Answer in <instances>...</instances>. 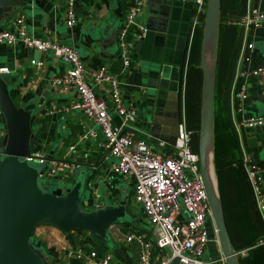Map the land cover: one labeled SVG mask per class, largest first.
Listing matches in <instances>:
<instances>
[{
    "label": "crops",
    "instance_id": "crops-1",
    "mask_svg": "<svg viewBox=\"0 0 264 264\" xmlns=\"http://www.w3.org/2000/svg\"><path fill=\"white\" fill-rule=\"evenodd\" d=\"M133 1L76 0V24L67 28L63 22L64 0H0V29L8 28L12 20L22 15L28 34L73 46L83 62L91 91L107 104L108 85L104 82L93 84L90 73L103 68L115 76L122 104L133 108L136 114L132 140L137 146L143 147L151 140L168 146L175 137L176 124L183 121L191 132V148L198 152L193 143V131L199 127L200 111L192 98L197 92L192 84L198 81L199 75L202 78L200 48L203 34L198 54L200 74L199 69L193 67L192 49L200 14L193 25L194 6L190 3L139 0L141 7L135 25L143 27L144 32L137 38L134 28L124 36L128 51V64L124 66L117 34ZM250 10L264 11V0H217L212 71L214 105L218 114L214 116L215 146L209 181L220 204L233 258L237 264H264V245H255L264 234V224L242 163L246 157L253 161L261 170L264 184V124L250 128L242 124L249 118L264 117V73L248 74L256 67L264 66V28L248 29L237 23ZM30 60L37 64H30ZM0 68L6 70L0 73L8 75V92L16 108L42 99L41 112L35 119L41 124L33 139H39V151L36 152L43 154L48 150L52 157L76 160V163L88 155L93 162L100 161L97 172L93 171L84 183L88 195L82 198L80 205L92 209L104 199L126 196V220L109 225L105 243L86 231L61 233L52 226H37L34 237L41 240L51 263L78 264L74 259L64 257L60 248L89 247L97 253L110 254L109 264H139L137 245L124 240L128 233L142 236L154 254L156 249L151 242L150 225L132 198V177L117 176L110 171L112 160L98 146V140L80 139L86 126L93 128L91 121L77 111L44 112L67 106L76 99L74 92L50 84L51 77L64 72L63 64L48 53L37 55L35 50L15 43L0 44ZM242 85L246 95L239 99L237 94ZM109 119L115 124L119 122L111 112ZM203 161L208 176L204 155ZM65 170L62 178L69 184L74 167ZM206 227L208 240L201 259L224 255L220 242L214 243Z\"/></svg>",
    "mask_w": 264,
    "mask_h": 264
},
{
    "label": "built area",
    "instance_id": "built-area-1",
    "mask_svg": "<svg viewBox=\"0 0 264 264\" xmlns=\"http://www.w3.org/2000/svg\"><path fill=\"white\" fill-rule=\"evenodd\" d=\"M190 3L194 6V20L204 10L206 0H175ZM76 0H64L63 22L71 28L76 24L74 5ZM141 2L134 0L124 14L122 24L117 34V42L122 51L124 66L128 64L124 36L130 30L136 32V37L143 35L144 28L135 25V17L140 11ZM245 28H264V11L250 10L237 21ZM20 43L38 53H48L57 58L64 66L61 75L49 79L54 87L74 92L76 99L67 106H57L45 110L47 114H60L66 111H77L92 127H87L80 134V139H96L98 146L105 150L111 158L110 171L117 176H131L133 179L132 198L139 206L148 221L152 243L156 252L152 254L150 245L142 236L128 233L124 236L126 242H133L138 247L137 260L139 264H169L177 258L176 264H228L226 257L219 254L214 259H201L202 252L208 240V230L215 244H219L218 227L213 210L206 194L205 186L199 173L198 155L191 148L190 135L183 121L176 124V133L171 144L153 140L144 143L143 147L133 142L135 128L133 123L136 114L131 107L122 104L120 87L115 76L100 68L90 73L93 84L102 82L108 85L109 104L96 97L86 81L87 75L83 62L77 50L59 40L35 37L27 33V26L22 15L12 20L6 29H0V44L13 45ZM251 47L250 44L247 45ZM30 64L36 65L34 60ZM0 71H6L0 68ZM263 67H256L249 76L263 74ZM244 85L237 97H245ZM109 112L118 118V123H112ZM246 127L264 124V117L249 118L242 121ZM3 130L0 127V139ZM153 143V144H152ZM153 145V146H151ZM70 149L72 146L69 147ZM35 159L26 158L41 163V154L34 152ZM245 177L255 200L256 208L264 224V184L260 168L249 158L243 159ZM53 166H55L53 164ZM61 164L57 168H68ZM54 168H51L53 172ZM49 176V175H48ZM255 245H264V234ZM63 256L72 258L78 264H109L111 255L97 253L89 247L60 248Z\"/></svg>",
    "mask_w": 264,
    "mask_h": 264
},
{
    "label": "water",
    "instance_id": "water-1",
    "mask_svg": "<svg viewBox=\"0 0 264 264\" xmlns=\"http://www.w3.org/2000/svg\"><path fill=\"white\" fill-rule=\"evenodd\" d=\"M210 12L211 20L216 21L217 0H214ZM204 41L205 29L200 48V68L203 86L206 88V124L202 107L197 152L199 173L213 210L224 256L228 264H237L224 230L220 204L204 168L203 139L207 135L210 141L213 104L212 80L210 82L204 64ZM38 54L41 53L37 52ZM8 88V75L0 73V125L3 129L0 139V264L51 263V258L42 248L41 240L34 237L35 229L39 225L52 226L61 233L86 231L97 241L107 242L109 225L126 220V196L122 194L111 200L104 199L102 204L92 209L80 205L85 197V194H82V191H85L84 183L91 178L93 171L97 172L100 163L93 162L90 155L84 156L76 163V160L73 162L64 160L63 157H52L48 150H45L43 154L39 152L41 163L26 160L35 159L32 153L39 151V139H33L41 128L40 121L35 119L41 112L42 99L16 108ZM204 125H208L207 132ZM61 164L74 167L73 178L69 184L62 178L66 170L57 168ZM51 168H54L53 172ZM43 175H49L51 180L46 183L39 182ZM53 180L59 181V185H51ZM176 263L177 258H173L169 264Z\"/></svg>",
    "mask_w": 264,
    "mask_h": 264
},
{
    "label": "rangeland",
    "instance_id": "rangeland-1",
    "mask_svg": "<svg viewBox=\"0 0 264 264\" xmlns=\"http://www.w3.org/2000/svg\"><path fill=\"white\" fill-rule=\"evenodd\" d=\"M213 3L214 0H208L207 1V5H205V7L203 8L204 10L200 13L199 17H198V23L196 25V27L200 28V33L198 34V36H195L194 38V44H193V49H192V55H193V67L199 69V62H198V54H199V44H200V40L202 38V34L204 32V29L206 28L208 21H211V15H210V10L213 7ZM216 18H217V14H216ZM210 19V20H209ZM213 23L215 24V19L213 20ZM211 21V22H212ZM198 73L200 74V69L198 71ZM211 85H212V96H213V104H212V112H211V117H210V151H211V155L213 153L214 150V140H213V115H214V94H213V71H212V77H211ZM202 78L199 75L198 81L196 83L192 84L193 86H196L197 92L195 94L194 97H192L193 99L196 100V106H197V111H200V116H199V127L197 128V130L195 129L193 131V135H194V146H197V149L199 148V140H200V123H201V118H202V91H203V84H202ZM189 99H191V97L189 96ZM38 164V163H37ZM210 165H211V158H210ZM212 167V166H211ZM51 177L47 176V175H43L42 177H40L39 182H44L46 183L47 181H50ZM51 185H59V181L53 180ZM84 196L87 197L88 195V191L85 190L84 191ZM84 197V198H85ZM134 204H136L134 202ZM137 205V204H136ZM138 206V205H137Z\"/></svg>",
    "mask_w": 264,
    "mask_h": 264
},
{
    "label": "bare ground",
    "instance_id": "bare-ground-1",
    "mask_svg": "<svg viewBox=\"0 0 264 264\" xmlns=\"http://www.w3.org/2000/svg\"><path fill=\"white\" fill-rule=\"evenodd\" d=\"M211 21H208V23L206 22L207 26L205 28V41H204V51H203L204 64H205L210 82H211L212 68H213L212 67V50H213L212 49V45H213L212 42H213L214 29H215L214 28L215 24H213V22H211ZM202 107H203L204 124H206L205 123V107H206V88L205 87L203 88V91H202ZM204 130H205V132L208 131V125H204ZM203 155H204V159H205V166H206L207 171H208V178L210 179L211 178V165H210L211 151H210V141H209V137L207 135L203 139Z\"/></svg>",
    "mask_w": 264,
    "mask_h": 264
},
{
    "label": "trees",
    "instance_id": "trees-1",
    "mask_svg": "<svg viewBox=\"0 0 264 264\" xmlns=\"http://www.w3.org/2000/svg\"><path fill=\"white\" fill-rule=\"evenodd\" d=\"M199 33H200V28L196 27L195 36H197ZM217 114H218V110H217L216 106L214 105V115H213V122H212L213 123V137H214V133H215V130H214V116L217 115ZM214 146H215V138H214ZM42 248L44 249L43 245H42ZM51 264H53V263H51Z\"/></svg>",
    "mask_w": 264,
    "mask_h": 264
}]
</instances>
